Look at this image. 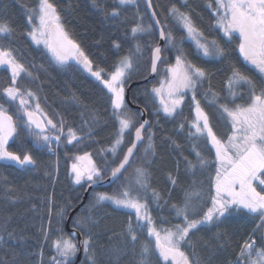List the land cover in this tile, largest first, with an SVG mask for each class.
I'll return each instance as SVG.
<instances>
[{
  "label": "trees",
  "instance_id": "trees-1",
  "mask_svg": "<svg viewBox=\"0 0 264 264\" xmlns=\"http://www.w3.org/2000/svg\"><path fill=\"white\" fill-rule=\"evenodd\" d=\"M54 2L60 10L65 30L92 60L94 71L102 68L105 73L112 72L122 57L131 55L133 70L125 81V87L130 82L142 80L149 75L151 49L157 46L159 36L144 0H137L136 6L120 7L118 18L109 15L114 7H118L116 0H95V3L93 0ZM151 3L161 24L165 25L166 31L171 30L177 42L186 33L169 16L168 10L173 4L181 11L190 12L195 25L205 37L216 40L224 48V57H201L191 41L185 40L181 45L187 59L204 68L208 74L197 86L196 99L208 113L213 130L226 140L231 135L229 123L218 118L217 109L209 106L204 93L214 91L221 97L220 103H229L226 82L233 66L249 75L257 85L264 84V80H261L254 66L248 65L239 52L238 34L227 37L216 26L215 0H187L186 6L183 0H151ZM210 4L212 7H209ZM35 5L36 0H0V21L10 23L15 29L11 40L5 39L0 43L6 48L11 47L17 60L32 73V77L21 74L17 86L22 90L30 89L35 92L41 108L58 127L63 118L65 133L71 127L84 138L80 142L68 144L66 137L62 135L58 145L56 142L50 145L54 152H50L48 147H36L33 137L24 127H20L23 120L17 118L15 105L8 103L0 95V103L4 104L17 124L18 136L13 138L9 151L20 155L31 153L36 160V165L27 168L0 161V264H38L40 259L41 264H50L52 257L60 259L53 241L61 236L72 237L79 251L78 234L82 237L81 242L86 238L92 241V250L89 253L83 252L78 264H138L141 244L145 241L151 244L152 239L144 233H137L139 242L133 245L127 231L130 218L135 224L132 211L119 208L110 201L97 202L96 193H118L133 179L134 169L142 167L149 173L150 188L141 195L146 196L157 226L162 223L161 218H165V227L183 223L175 217L171 205H182L186 191L196 188L201 192L199 204L202 207L198 209L197 216L191 217L194 219H198L206 207L210 206L209 197L214 194V149L203 138L192 139L189 136V125L194 119L191 94H186L177 113L169 116L157 109L159 106L153 102L152 94L148 91L165 76L167 66L175 63L178 53L165 41L157 76L150 82L131 89L133 103L146 109L151 122L144 132V141L135 154L134 162L118 181H114L109 187L90 191L85 204L73 215L72 232H68L66 223L69 214L81 204L89 184L86 181L80 184L74 182L72 164L79 163L75 158L87 152L102 170L106 162L110 167H115L122 159L126 146L132 143L134 129L125 132L124 144L120 146L116 156L107 151L114 142L119 127L112 114L109 93L81 65L60 66L45 47L34 44L27 35L31 31L27 9ZM138 16L143 17L145 26L152 24L150 34L133 36L131 28L138 22ZM117 44L119 47H116ZM137 44L140 45L139 54ZM105 73L102 75L107 79ZM10 76V70L0 68V93L11 85ZM238 91L243 95L235 103H247V88L242 86ZM126 105L135 127H138L141 123L138 110L127 103ZM229 106L232 105L229 103ZM181 124L184 125L183 128ZM149 131L153 133L154 152L150 150L145 153ZM194 144L196 150L209 161V165L203 169L197 167L193 172L188 169L184 158L197 163ZM109 175L105 171L104 179ZM170 177L177 181L175 185L171 183ZM152 189L160 194L158 203L151 195ZM258 225L259 217L246 210L234 211L218 225L201 227L191 233V247L185 246L183 250L190 259L198 260L199 264H235L245 241L254 238L257 245H261L260 237L264 233V227L255 231ZM217 233L224 235L218 237ZM75 260H69L68 264ZM153 264L161 262L153 256Z\"/></svg>",
  "mask_w": 264,
  "mask_h": 264
},
{
  "label": "snow or ice",
  "instance_id": "snow-or-ice-1",
  "mask_svg": "<svg viewBox=\"0 0 264 264\" xmlns=\"http://www.w3.org/2000/svg\"><path fill=\"white\" fill-rule=\"evenodd\" d=\"M93 2L95 3V0ZM116 2L118 7H114L109 13L113 18L120 16V7L137 5V0H116ZM183 2L186 6L187 0ZM148 4L151 6V0H148ZM209 7L212 5L210 4ZM168 11L169 16L179 23L186 36L177 42L171 30L166 31L160 19L155 18L156 12L152 11L151 15L155 18L153 23L159 26L158 35L178 53L175 63L169 64L166 68V79L160 82L159 87H154L152 92L160 98L163 111L169 116L176 114L184 103L186 90L191 92V99L194 102V119L189 125V136L192 139L203 138L214 148L215 161L213 163L216 168L214 194L209 197L210 206L206 207L198 219L191 218L197 216L198 209L202 207L199 204L202 199L201 192L193 188L185 192L182 205H171L175 217L181 219L183 223L165 227L167 220L161 218L162 223L157 226L146 196L141 195V193H147L150 188L149 173L142 167L134 169L133 179L118 193L101 192L95 195L97 202L110 201L119 208L132 211L135 224L130 218L127 231L133 245L139 242L137 233H144L152 239L151 244L147 241L141 244L138 264H153V256L161 264H199L198 260L190 259L183 248L191 247L190 234L201 227L216 226L222 219H227L232 212L243 210L259 217L260 225L255 231L264 227V84L257 85L249 75L233 66L231 76L226 82L227 100L232 106H229V103H220L221 97L214 91L209 90L204 93L209 106L217 109L218 118L229 123L231 135H228L226 140L220 138L213 130L208 113L196 99L197 86L207 78L208 74L204 68L198 67L187 59L181 45L185 40L191 41L201 57H224L226 52L216 40H209L205 37L195 25L190 12L181 11L175 4ZM215 12L216 26L222 29L227 37L238 33L239 52L248 65L254 66L261 80H264V0H215ZM27 13V21L31 29L27 35L34 44H42L58 64H66L69 59L75 60L107 89L112 114L119 125L116 138L107 151L116 156L120 146L124 144L125 132L134 129L135 139L130 146H126V152L115 167H110L106 162L102 170L87 152L83 156H77L75 158L77 161H87V164H72L74 182L80 184L86 181L90 185L96 184L104 179L105 171L118 181L127 167L134 162L137 144L143 141L145 125L149 124V121L145 120L135 127L133 119L128 115L125 103L124 84L133 70V57L131 55L122 57L112 72L105 73L102 68L94 71L92 60L65 30L60 10L54 0H36L35 7L28 8ZM151 29L152 24L145 26L143 17L138 16V22L131 28V32L133 36L150 34ZM14 32L15 29L10 23L0 21V41L11 40ZM116 47L119 45L117 44ZM136 48L139 54L140 45L137 44ZM151 52V71L156 72L157 63L162 58L161 47L157 45L151 49ZM0 68L10 70L11 73V85L5 87L0 95H3L8 103L15 105L17 118L23 120L20 127H24L28 134L34 137L36 147H48L50 152H54L50 145L53 142L58 145L62 135L66 137L68 144L73 141L80 142L84 138L71 127L65 133L63 118L60 119L58 127L41 108L36 93L30 89L22 90L17 86V80L21 74L32 77V73L17 60L14 50L11 47L6 48L3 43H0ZM102 73H105L108 79H105ZM242 86L247 88L248 102L237 104L235 101L243 95L238 91ZM165 93L167 99H165ZM209 97L211 99H208ZM183 127L184 125L181 124V128ZM152 135L153 133L149 131L148 147L144 149L145 153L150 150L154 152ZM15 136H18L17 124L4 104L0 103V161L12 162L21 168L36 165V160L31 153L20 155L9 151V140ZM193 150L197 163H192L186 157L184 159L188 169L194 172L197 167L201 169L207 167L209 161L200 151L196 150L195 144ZM170 179L173 185L177 183L174 178L170 177ZM151 195L158 203L160 194L152 189ZM220 235L224 234L217 233L218 237ZM260 239L261 245H257L254 238L245 241L235 264H264V233H261ZM81 244L85 253L92 250L90 238L84 239ZM53 247L60 259L54 256L50 264H68L69 258L78 251L77 244L72 237L61 236L55 239Z\"/></svg>",
  "mask_w": 264,
  "mask_h": 264
},
{
  "label": "water",
  "instance_id": "water-1",
  "mask_svg": "<svg viewBox=\"0 0 264 264\" xmlns=\"http://www.w3.org/2000/svg\"><path fill=\"white\" fill-rule=\"evenodd\" d=\"M144 2L146 4V7L148 9V12H149L151 21L153 23V20L155 18H158V17L156 15V17L154 18L151 15L152 11H154L153 6H152V3H151V6H149L148 0H144ZM153 25H154L157 33H158L159 26L158 25H155L154 23H153ZM164 44H165V40L162 39V38H160V36H159V42H158L157 45L161 47V50L163 49ZM161 57H162V54H161ZM151 58H152V53H151ZM159 63L160 62L157 63V71H158V65H159ZM68 64H77V62L75 60H73V59H69L68 62L66 64H63V65H68ZM157 71L156 72H152L151 71V64H150V72H149V75L146 78L142 79V80H137V81L130 82L129 85L127 86L126 90H125V100H126L127 104L130 107H132V108H138L139 109V116H140L141 123H143V121H145V120L149 121V124L148 125H145V130L150 126L151 122H150L149 118L147 117V111H146V109L133 103V101L131 99V89L134 86H136V85L150 82L152 79H154L156 77ZM134 139H135V137H134V132H133V141H134ZM12 140L13 139L9 140L8 147H9L10 143L12 142ZM143 141H144V139H143ZM143 141L137 144V149L135 150V154L137 153V150L141 146V144L143 143ZM114 181H116V180H114V178L111 177V175H109L107 178H105V179H103L101 181H98L96 184H91V185L88 184L87 185V189L85 191L83 201L76 208H74L70 212V214H69V217H68L67 223H66V228H67L68 232H72L71 220H72L73 215L78 211V209L81 207V205L85 204V201H86V199H87L90 191L93 190V189H95V188H106V187H109ZM81 239H82L81 235L78 234L79 251H78L76 260L72 264H78L79 261L81 260V256H82V253H83V246L81 244Z\"/></svg>",
  "mask_w": 264,
  "mask_h": 264
},
{
  "label": "rangeland",
  "instance_id": "rangeland-1",
  "mask_svg": "<svg viewBox=\"0 0 264 264\" xmlns=\"http://www.w3.org/2000/svg\"><path fill=\"white\" fill-rule=\"evenodd\" d=\"M215 12V11H214ZM215 15H216V12H215ZM222 30V29H221ZM233 34H238V33H233ZM41 46H43L42 44H41ZM44 47V46H43ZM166 77H167V73H166V70H165V76L160 80V82L162 81V80H165L166 79ZM107 79H108V77H107ZM160 82L158 83V84H156V85H154V86H152V87H150L149 89H148V91H150V93L152 94L151 96H152V100H153V102L154 103H156L158 106H159V108H157L159 111L161 110V111H163V107H162V105H161V102H160V98L158 97V96H156L153 92H152V89L154 88V87H159L160 86ZM124 87H125V85H124ZM191 94V92L190 91H187L186 90V94ZM185 94V95H186ZM165 99H167V96H166V93H165ZM184 100H185V96H184ZM33 103H34V101H33ZM125 103H126V101H125ZM164 112V111H163ZM128 115H129V113H128ZM130 116V115H129ZM131 117V116H130ZM50 134H52V135H57V133H50ZM33 137V136H32ZM33 139H34V137H33ZM214 149V148H213ZM79 162V161H78ZM79 163H83V164H87V161H83V162H79ZM128 185V184H127ZM126 185V186H127ZM257 187H258V190H260L259 189V185H257ZM83 252H85L84 251V248H83ZM77 254H78V252H76V254L73 256V257H70L69 258V260H71V261H73V260H75V258H76V256H77ZM38 264H41V259L40 260H38Z\"/></svg>",
  "mask_w": 264,
  "mask_h": 264
},
{
  "label": "flooded vegetation",
  "instance_id": "flooded-vegetation-1",
  "mask_svg": "<svg viewBox=\"0 0 264 264\" xmlns=\"http://www.w3.org/2000/svg\"><path fill=\"white\" fill-rule=\"evenodd\" d=\"M221 33H223V31L221 30ZM224 34V33H223ZM58 65H60V64H58ZM61 66V65H60ZM137 110H138V113H139V109L138 108H136ZM163 112V111H162Z\"/></svg>",
  "mask_w": 264,
  "mask_h": 264
}]
</instances>
